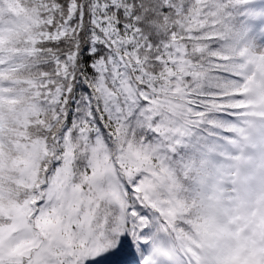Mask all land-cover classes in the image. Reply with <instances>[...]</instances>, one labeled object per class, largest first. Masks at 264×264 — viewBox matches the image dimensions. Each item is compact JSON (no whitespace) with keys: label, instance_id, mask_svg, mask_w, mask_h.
Here are the masks:
<instances>
[{"label":"snow or ice","instance_id":"obj_1","mask_svg":"<svg viewBox=\"0 0 264 264\" xmlns=\"http://www.w3.org/2000/svg\"><path fill=\"white\" fill-rule=\"evenodd\" d=\"M0 264H264V0H0Z\"/></svg>","mask_w":264,"mask_h":264}]
</instances>
